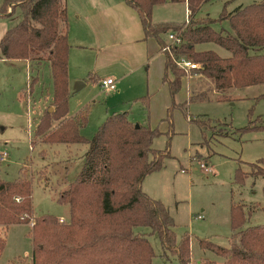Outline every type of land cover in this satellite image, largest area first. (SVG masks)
<instances>
[{
  "label": "trees",
  "instance_id": "trees-1",
  "mask_svg": "<svg viewBox=\"0 0 264 264\" xmlns=\"http://www.w3.org/2000/svg\"><path fill=\"white\" fill-rule=\"evenodd\" d=\"M125 1L138 13L144 35L154 36L161 43L162 32L174 31L181 38L178 44L169 45V51H164L162 80L169 95H174L182 78L198 75L188 83L187 98L178 103L172 101V107L185 110L194 99H228L226 91L232 87L264 82V0L222 10L217 17H195V11L205 0H184L188 13L181 22L150 19L152 5L165 0ZM5 5L0 7V14L9 15L18 6L21 16L0 36V57L26 59L35 62V67L46 61L49 68V104L53 107H46L39 115L34 134L44 143L86 144L76 176L57 193V200L68 208L66 221L59 222L56 216L47 214L33 216L30 260L5 264H150L153 251L147 234L153 232L159 238L162 256L173 254L179 264H191L188 235L176 240L174 222L166 207L140 187L144 175L160 168L169 157L166 147L158 149L151 145L152 137L160 132L146 123L137 122L135 126L126 110H115L105 116L89 138L80 134L86 109L70 115L67 106L68 23L64 3L6 0ZM7 7L10 11L4 14ZM220 20L227 21L228 29L212 26ZM205 42L224 48L228 54L221 56L212 48H197ZM180 58L195 66L179 65ZM36 80V76L31 77L28 86L31 88ZM136 99L147 108L146 95ZM189 119L202 124L199 119ZM251 120L248 118L245 125L234 130L264 129V121L256 125ZM260 161L263 160L247 162L249 171L238 169L237 179L247 173L264 177ZM262 189L264 194V184ZM241 209L240 205L232 206L228 245L197 239L200 248L220 259L204 257L194 264H264V222L241 227ZM30 211V181L23 177L0 179V225L4 228L10 223L25 222ZM3 245L0 235V250Z\"/></svg>",
  "mask_w": 264,
  "mask_h": 264
},
{
  "label": "rangeland",
  "instance_id": "rangeland-1",
  "mask_svg": "<svg viewBox=\"0 0 264 264\" xmlns=\"http://www.w3.org/2000/svg\"><path fill=\"white\" fill-rule=\"evenodd\" d=\"M5 1L0 0V7L6 6ZM252 1L205 0L195 11V17L206 14L217 17L222 10ZM152 6V21L181 22L184 19L182 0H165ZM7 11L10 7L4 14ZM20 16L18 6L9 15L0 14V30L3 23L7 28ZM212 26L228 29L226 20L214 22ZM162 39L165 42V36ZM197 48H212L221 56L228 54L212 42L201 43ZM157 55L161 60V55ZM9 60L0 59V179L23 177L30 181L31 211L25 222L10 223L4 228L0 225V235L4 239L0 264L30 260L33 216L47 214L66 221L68 208L57 200V193L76 176L86 149L83 142L44 143L34 134L39 115L46 107L48 110L53 107L49 104L52 93L49 68L46 61L35 67L33 61ZM156 66L157 70L151 62L148 83L146 68L142 66L137 70L138 93H131L132 88L126 89L125 85L118 92L99 88L88 80V75L85 85L75 92L69 90L68 111L75 113L78 109H86L85 124L79 127L80 134L86 138L115 110H126L134 122L156 128L160 133L152 137L151 145L158 149L166 147L169 157L163 160L160 168L144 175L140 187L166 207L174 222L176 240L188 235L191 264L204 257L219 260V256L200 248L197 239L228 245L232 206L242 208L241 227L264 222V177L248 173L240 180L236 177L238 169L249 171L247 162L262 159L259 166H264V129L234 130L245 125L248 118L252 119L251 124L263 123L264 82L232 87L226 91L230 95L228 99L191 100L184 110L172 107L171 103L186 99L185 84H180L171 97L161 80L162 65ZM33 76L37 80L30 88L28 82ZM197 76H192L189 83ZM142 95L147 96V108L136 99ZM189 117L199 119L202 124ZM199 162L207 164L208 171H203ZM197 214L201 217H196ZM20 215L26 217L24 213ZM138 228L147 230L145 226ZM147 239L153 251L150 264H179L175 255H161L162 248L155 232L147 234Z\"/></svg>",
  "mask_w": 264,
  "mask_h": 264
},
{
  "label": "crops",
  "instance_id": "crops-1",
  "mask_svg": "<svg viewBox=\"0 0 264 264\" xmlns=\"http://www.w3.org/2000/svg\"><path fill=\"white\" fill-rule=\"evenodd\" d=\"M62 2L66 8L68 23L67 76L70 91H76L70 86L73 80L82 79L83 85L90 80L92 84L99 86L101 78L111 77L113 79L111 91L118 92V89L125 85L126 89L132 88L131 93H138L137 70L140 67L146 68L147 83L151 78V71L148 72L151 62H154L156 70V64L159 67L162 65L163 74L164 51L160 50V47L158 49L161 42L154 36L144 35L138 13L125 0H62ZM182 3L183 20H186L188 9L184 0ZM5 29L6 24L3 23L0 36ZM165 33H160L159 37L162 39L165 36L166 39ZM157 54L161 55V60ZM24 60L26 62V59L20 58L9 61ZM189 78H182L180 83L185 84L187 95ZM68 114L74 113L68 111Z\"/></svg>",
  "mask_w": 264,
  "mask_h": 264
},
{
  "label": "built area",
  "instance_id": "built-area-1",
  "mask_svg": "<svg viewBox=\"0 0 264 264\" xmlns=\"http://www.w3.org/2000/svg\"><path fill=\"white\" fill-rule=\"evenodd\" d=\"M167 39V40H166ZM166 39L164 43L160 44V50L162 51H169V45L170 44H178L181 41L180 36L175 33L174 31H168L166 32ZM177 63L181 66H184L186 68L194 67L195 64L190 62L189 60H186L184 58H180ZM99 86L101 88H113V79L111 77H104L99 80ZM1 154H5L2 152ZM198 166L203 170V171H208L209 167L207 164L199 162ZM196 217H201L200 214H197ZM59 221H61V218H58Z\"/></svg>",
  "mask_w": 264,
  "mask_h": 264
},
{
  "label": "water",
  "instance_id": "water-1",
  "mask_svg": "<svg viewBox=\"0 0 264 264\" xmlns=\"http://www.w3.org/2000/svg\"><path fill=\"white\" fill-rule=\"evenodd\" d=\"M84 84V82L80 79H77L75 81H73L72 83V90H77L79 89L82 85ZM135 126L137 125V122L134 123Z\"/></svg>",
  "mask_w": 264,
  "mask_h": 264
}]
</instances>
